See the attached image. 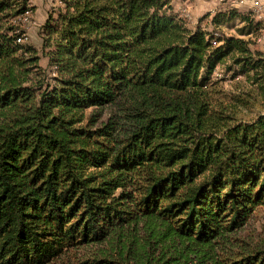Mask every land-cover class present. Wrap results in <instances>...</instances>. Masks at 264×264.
I'll list each match as a JSON object with an SVG mask.
<instances>
[{
	"label": "trees",
	"instance_id": "trees-1",
	"mask_svg": "<svg viewBox=\"0 0 264 264\" xmlns=\"http://www.w3.org/2000/svg\"><path fill=\"white\" fill-rule=\"evenodd\" d=\"M29 1L0 0V264L101 243L77 264H264V245L238 235L264 205V112L230 111L214 77L223 65L264 96L260 22L227 9L208 29L171 0H60L45 81L17 41Z\"/></svg>",
	"mask_w": 264,
	"mask_h": 264
},
{
	"label": "rangeland",
	"instance_id": "rangeland-1",
	"mask_svg": "<svg viewBox=\"0 0 264 264\" xmlns=\"http://www.w3.org/2000/svg\"><path fill=\"white\" fill-rule=\"evenodd\" d=\"M171 2L176 10H183V13H185L184 17L190 25H193L199 17L208 15L202 22L203 25H207L208 29H211L208 20L214 13L219 11L218 9L221 3L219 0H171ZM29 4L31 6V11L20 21V28L23 29V35L20 41H17L34 47L39 57L38 65L43 70L42 75L45 81H47L51 79V76L55 75V71L48 63V56L46 55V48L44 47L46 36H44L43 33V26L49 16H55L57 9L62 7V3L60 0H30ZM227 9L234 8L226 6L225 10ZM248 12L251 11H245V13ZM251 14L254 13L251 12ZM252 16L254 19L256 18L254 15ZM239 26H241V24L235 21L232 27H222L221 31L227 34H236L235 28ZM261 27L262 25L260 22V27L253 36L259 35ZM260 46L261 49L264 50V44L255 42L251 44L253 48H260ZM229 76V73H224V66L219 65L214 73V77L219 81L216 85L215 97L223 104H228L230 111H236L235 113L238 116L246 119L253 117L254 114L260 110L264 112V96L250 85L244 79L243 75H237L232 79H230ZM234 97L245 98L248 100V103L244 105L240 104L235 101ZM113 110L112 107L108 106L102 108L100 110L99 120H104ZM238 235L240 238L250 243L264 245V205H259L254 209V212ZM107 245L106 243H101L69 251L56 261H53L52 264H77L82 259L93 256L95 252L105 249Z\"/></svg>",
	"mask_w": 264,
	"mask_h": 264
},
{
	"label": "built area",
	"instance_id": "built-area-1",
	"mask_svg": "<svg viewBox=\"0 0 264 264\" xmlns=\"http://www.w3.org/2000/svg\"><path fill=\"white\" fill-rule=\"evenodd\" d=\"M247 1H250V11L254 13L252 15L264 18V0H232V5L243 6L247 4ZM253 40L255 43L264 44V29H261V36H254Z\"/></svg>",
	"mask_w": 264,
	"mask_h": 264
},
{
	"label": "crops",
	"instance_id": "crops-1",
	"mask_svg": "<svg viewBox=\"0 0 264 264\" xmlns=\"http://www.w3.org/2000/svg\"><path fill=\"white\" fill-rule=\"evenodd\" d=\"M221 3H220V7H219V11L221 10V11H224L225 9H226V6H230V7H232V8H234L236 11H239V12H243V13H245V11H247V10H249L250 11V1H247V4H245V5H243V6H236V7H234L233 5H232V0H219ZM178 12H180V14L181 15H183V16H185L184 14L185 13H183V10L182 11H180L179 9L177 10ZM256 18L255 19H257L258 20V17L259 16H255ZM259 21V20H258ZM259 50H261L262 52H264V50H262L261 49V46H260V48H258Z\"/></svg>",
	"mask_w": 264,
	"mask_h": 264
},
{
	"label": "bare ground",
	"instance_id": "bare-ground-1",
	"mask_svg": "<svg viewBox=\"0 0 264 264\" xmlns=\"http://www.w3.org/2000/svg\"><path fill=\"white\" fill-rule=\"evenodd\" d=\"M258 20L261 22V25H262L261 29H264V18L261 17V16H259L258 17ZM257 36H261V30H260L259 35H257Z\"/></svg>",
	"mask_w": 264,
	"mask_h": 264
}]
</instances>
